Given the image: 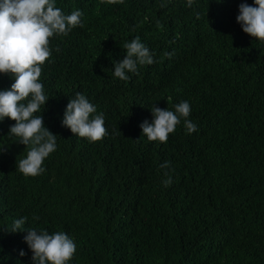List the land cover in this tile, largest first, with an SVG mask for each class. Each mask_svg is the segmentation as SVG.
<instances>
[{"label": "trees", "instance_id": "trees-1", "mask_svg": "<svg viewBox=\"0 0 264 264\" xmlns=\"http://www.w3.org/2000/svg\"><path fill=\"white\" fill-rule=\"evenodd\" d=\"M243 2L254 4L55 0L81 10L83 27L50 38L42 65L49 100L34 115L57 145L43 173L18 171L27 148L8 135L15 121H0V264H33L27 231H9L21 217L25 229L67 233L68 264H264V43L237 22ZM136 36L155 62L120 80L114 63ZM13 82L0 74V90ZM77 92L104 114L102 140L62 126ZM185 100L197 131L182 119L166 143L142 134L153 104L174 111Z\"/></svg>", "mask_w": 264, "mask_h": 264}, {"label": "clouds", "instance_id": "clouds-1", "mask_svg": "<svg viewBox=\"0 0 264 264\" xmlns=\"http://www.w3.org/2000/svg\"><path fill=\"white\" fill-rule=\"evenodd\" d=\"M107 4L123 3V0H102ZM221 2V0H217ZM194 0H186L191 8ZM166 7V3H161ZM236 17L244 33L264 43V0H254L250 5L239 4ZM83 13L77 9L65 14L56 7L55 0H0V74L11 75L14 82L9 89L0 90V121L9 118L15 121L10 125L8 135L16 138L27 148L26 157L17 161L18 171L24 176H38L45 171L44 160L56 150V134L45 125L40 111L49 97L40 82L42 65L51 57L50 38L54 35L67 36L75 27H83ZM159 24V21H157ZM126 55L114 63L113 76L129 80L127 73H136L138 65H151L154 58L139 36L123 44ZM59 52V47L56 48ZM171 58L174 53L164 54ZM153 119L140 125L142 134L149 141L166 143L170 133L183 119L188 134L197 131V125L188 119L191 106L188 101L174 105V111L153 106L150 108ZM95 114V115H93ZM62 126L89 142L102 140L108 135L104 114L84 94L77 92L70 98L65 108ZM3 151V150H0ZM169 161L160 165L167 169ZM162 181L165 187L172 183L171 176ZM38 219V217H35ZM27 217L15 219L9 231H27L24 241L32 252L33 264H68L76 251V244L65 232L49 234L46 230L25 229ZM26 253L21 250L19 255Z\"/></svg>", "mask_w": 264, "mask_h": 264}]
</instances>
